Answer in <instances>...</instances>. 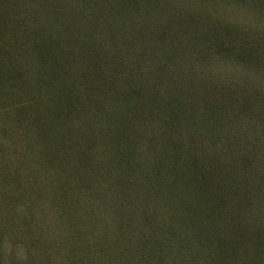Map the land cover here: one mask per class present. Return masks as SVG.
I'll return each instance as SVG.
<instances>
[{"label": "trees", "instance_id": "obj_1", "mask_svg": "<svg viewBox=\"0 0 264 264\" xmlns=\"http://www.w3.org/2000/svg\"><path fill=\"white\" fill-rule=\"evenodd\" d=\"M0 264H264V0H0Z\"/></svg>", "mask_w": 264, "mask_h": 264}]
</instances>
